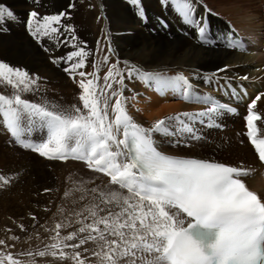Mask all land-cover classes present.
I'll return each mask as SVG.
<instances>
[{
    "label": "snow or ice",
    "instance_id": "6c2138e0",
    "mask_svg": "<svg viewBox=\"0 0 264 264\" xmlns=\"http://www.w3.org/2000/svg\"><path fill=\"white\" fill-rule=\"evenodd\" d=\"M128 2L146 22L141 0ZM160 3L162 7L172 6L185 24L194 26L202 44L210 43L203 18L195 16L193 0H160ZM72 7L70 4L69 8ZM68 15L62 11L39 17L38 12L32 11L28 14L26 30L39 41L41 37L60 34L63 28L72 40H77L74 29L62 25V19ZM16 19L11 10L0 4V32L8 31L6 22ZM159 22L167 27L165 21ZM226 46L245 50L244 42L238 39L230 40ZM72 48L66 56L51 57V61L66 65L62 70L81 90L79 106L64 108L22 98L20 93L38 90L35 86L40 78L0 62V85L15 90L11 95L0 93V116L16 142L48 160L82 161L108 178L107 191L90 190L97 194L93 198L99 200L84 216L90 222L77 221L81 226L63 237L59 231L63 225L57 224L56 235L52 237L55 243L46 245L45 250L23 253L33 257L28 264H35V256L49 255L59 260L70 259L73 264H91L83 254L89 249L82 247L89 242L95 244L90 253L95 264H264V198L245 183L254 170L242 164L230 166L214 160L168 155L158 149L156 141L159 136L174 141L173 146H179L181 141L189 146L188 141L203 139L197 123L218 128L219 117L238 114L237 110L211 94L200 93L183 74L167 76L137 66L124 71L112 64L101 87L95 72L82 70L89 55L85 47L73 44ZM107 61L105 56L104 62ZM226 69L227 66L218 69V73ZM125 77L152 86L160 94L171 92L205 108L179 112L145 128L127 111V101L134 97L123 94ZM203 80L218 91L230 95L236 92L231 78L224 77L222 83L213 77ZM114 83L121 88L114 89ZM262 96L264 93H259L247 105L244 120L245 135L264 164V138H258L256 123L262 117L254 111ZM33 132L39 134L38 142L28 138ZM0 182L9 183L2 176ZM102 212L106 214L100 215ZM0 245H5V241L0 240ZM68 248L72 249L71 253L65 251ZM0 264L22 262L12 253L0 251Z\"/></svg>",
    "mask_w": 264,
    "mask_h": 264
},
{
    "label": "bare ground",
    "instance_id": "6f19581e",
    "mask_svg": "<svg viewBox=\"0 0 264 264\" xmlns=\"http://www.w3.org/2000/svg\"><path fill=\"white\" fill-rule=\"evenodd\" d=\"M0 1L3 3V0ZM204 1H207L205 4L209 9L203 3ZM204 1L193 0V3L195 6L196 18L199 19L202 17L204 26L207 28V39L210 41L208 44H202L196 28L185 24L172 6L162 7L160 0H141V6L144 8L147 17L146 22L142 21L137 16L136 7L131 5L128 0H96L98 7L95 12L92 11L87 18L83 17V7L74 0H62L61 3L58 2V4H52L53 2L50 3L46 1L44 3L46 6L42 7L39 4H32V6L29 4L27 6L23 0H14V3L11 0H6L3 5H9L11 3L14 5L13 13L18 18V26L15 21L16 38L14 34L15 51L13 50V57L10 58V55H5L6 53L3 52V46L1 47L0 44V60L4 59L3 57H7L6 61L10 62L11 66L14 68L26 70L30 75L39 77L40 79L38 81H43V84L46 83L53 87V89L55 88L60 91L61 93L59 96H51L48 92L46 96H44L45 94L43 93L42 96H37L35 100L42 101V103L48 102L58 104L64 108H68L74 104L79 106L80 102L78 101V96L81 90L70 76L62 70L66 65L63 63L60 65L53 64L51 57L66 56L70 51L74 50L72 48L73 44L85 47V50L89 53L85 61L86 67L82 70L88 73L95 72L100 77L98 83L101 87L104 86V75L107 73L109 67L116 63L117 68L124 71H126L127 67L137 66L145 71L161 72L167 76L183 74L193 85L197 86V91L211 94L218 101L231 100L237 102L234 99L238 95L243 96L244 98L242 99L249 101L258 90L264 89V33L260 29L261 25L259 23L260 17L258 11H260L261 8L259 1L257 0L259 6L250 12L244 11L241 5V2L244 0ZM263 2L264 0L262 3ZM70 4H73L74 7L69 8ZM63 10L69 15L67 18L62 19V25L71 26V28L74 29L77 40H72L69 33H65L63 28H61L60 34H53L56 36L52 35L50 37H41L40 40L37 41L32 36H29V33L24 31V26L21 27V24L19 25V18L26 14V12L29 14L32 11H36L39 13V17H43L45 15L58 14ZM209 10H212V12ZM26 16H24V18ZM160 20L166 22V28L161 26ZM92 27L96 28V32ZM103 27L104 38H101L99 36L100 29ZM11 30L13 29L11 28ZM233 33L245 39L246 49L244 52H237L226 46V39ZM99 38L101 40L99 43L100 46L97 45ZM57 40L61 42L57 43ZM100 47H102V49H100ZM45 49H48V51H45ZM105 56L108 57L106 63L104 62ZM225 66H227L226 71L218 73V69L225 68ZM213 74L217 75L213 76ZM244 76H247L248 79H241V77ZM204 77L220 79L221 83L224 77L231 78L232 87L236 92L230 95L228 92L218 91L213 86L205 84L203 80ZM77 79L80 78L77 77ZM113 88L120 89L121 86L114 83ZM14 91L15 90L10 87L0 85V93L4 95H11ZM20 94L25 95V93ZM123 94L125 97H134V99H129L127 101V111L136 123L143 125L145 128L151 127L157 120L165 119L179 112H194L205 108V105L200 103H190L183 99V101H180L177 98L178 95H174L171 92L160 94L155 88L154 91H151L149 85L137 79H128L127 77L124 79ZM247 95L248 98H245ZM256 109L262 115V119L256 122L260 132L259 135L264 136V96L257 102ZM224 119L226 120L225 126H228L227 129H232H225V131L229 133L225 132V134H222L227 135V138L232 141L234 137L235 142L242 141L245 145V139L239 138L238 135H236V132L243 128L241 118L229 117ZM196 127L200 130L199 126L196 125ZM202 128L205 130L208 127L202 126ZM235 129L237 131L233 133ZM0 130H3L2 126H0ZM211 132L216 134L217 130H212ZM211 132L209 134H211ZM219 134H216V139L214 138L213 142L209 143V149L227 151L228 154L225 153L227 157H237L236 159L241 161H248L245 168L253 169L254 171L251 176L245 178V181L253 191H256L264 198V178L261 176L260 169L258 168L259 165L251 148L247 145L244 155L243 152L238 151L234 147L226 150V142L224 144L219 142L222 136ZM209 136L211 137V135ZM156 141L158 149L164 153L174 156L203 159L199 157V154L194 153V151L200 152V149L195 146V150L191 149L192 153H189L184 152L181 147H179H184V142L179 146H173L174 141L169 142L168 140H162L158 137H156ZM188 144L190 145L189 142ZM204 145L203 149H205L206 145L208 146V142ZM236 154L243 155L244 158ZM15 163V174L18 184L13 188V199L19 207H22L25 200L22 201L24 197L23 194H20V191L22 188L21 186L24 185H22L20 181L23 180V172L26 169H23L22 166L17 163L16 159ZM49 163L50 162H45L47 165H49ZM242 163L243 162H239L238 165L224 164L240 166ZM50 164L58 166L59 163L51 162ZM73 164L76 165L75 163ZM34 167H31L30 172H28V174L32 175L34 171L33 176L30 177L32 178L30 182L31 191H27V198L30 199L27 210L29 212L25 214L35 215V220L29 219L32 215L26 217V223L29 222L30 225L27 224L25 228L28 229L30 226H33V222L36 220L38 221L40 216H42V218H47V216L50 215V222L48 225L46 224L47 228L51 227L54 223L56 225L57 220L61 219V216L64 221L63 226L64 228L66 227L63 236L72 232L71 227H73V231L77 230L81 226L77 221H81L83 217L88 214L87 209L91 208V205L81 198L82 196L88 197V195L83 194L84 191L80 190L77 184L75 187L67 185L76 175H71L69 178H67L68 176L64 177L65 182L63 187H61L60 195L57 196L50 187V173L47 169H44L46 166L41 168H39V166ZM69 172V170H66L63 175ZM98 177L102 183H105V179L102 176ZM86 187L88 189V184H86ZM45 189H49L50 191L46 192ZM66 193H68V195H65ZM18 199L21 200L20 203H18ZM51 200H54L53 204L50 203ZM2 204L6 203L3 201ZM49 205L51 207H49ZM9 209L11 210V208H8V210ZM77 213H82L83 215H77ZM54 228L55 227L52 229ZM22 229L24 230V228ZM50 235L53 236L54 234L51 232ZM46 237L49 238V234L48 236L46 234ZM17 239L20 238L18 237ZM55 259L56 258L50 255L46 256V261L50 263L54 264ZM65 264L73 263L69 262V260L66 262L65 260Z\"/></svg>",
    "mask_w": 264,
    "mask_h": 264
},
{
    "label": "rangeland",
    "instance_id": "374dc122",
    "mask_svg": "<svg viewBox=\"0 0 264 264\" xmlns=\"http://www.w3.org/2000/svg\"><path fill=\"white\" fill-rule=\"evenodd\" d=\"M11 1H13V3H14V0H11ZM23 1L25 2V4L27 6L29 4L31 6H32V4H39L42 7V6H46L44 4L46 1H49L50 3L53 2L52 4H58V2L61 3L62 0H37V2H35V3L33 2V0H29V1L23 0ZM74 1L83 7V17L84 18H87L88 15H90L92 11L95 12V10L98 7L96 0H94V1L93 0L92 1L91 0H74ZM89 1H91V2H89ZM258 1H259L260 6H261L260 11H258V14L260 17L259 23L261 25L260 29L264 33V11H263L264 10V2L262 3L263 0H258ZM5 2H6V0H3V3H5ZM206 2L207 1H204L203 3L205 4ZM0 3H1V1H0ZM3 3H1V4L3 5ZM7 4H9V3H7ZM259 4L257 3V0H244L243 2H241V5H242L244 11L246 10V12H250V11L256 9L259 6ZM9 5H4V6L13 12L14 5L12 3ZM22 5H23V2H22ZM206 7L209 9V7L207 5H206ZM210 11L212 12V10H210ZM24 16H26V17L24 18ZM19 19H20L19 25L21 24L20 25L21 27L24 26L23 27L24 31H26V33H28V31L26 30V21L28 19L27 12H26V14L22 15L21 18H19ZM227 23H229V22H227ZM16 25L18 26V18L16 19ZM5 26L7 27L8 31L0 32V44H1V47L3 46V52L6 53L5 55L8 54V55H10L9 57L12 58L13 52L15 51V42H14V34H15V38H16L15 22L8 21V22H6ZM11 28L13 30H11ZM92 29L96 32L95 27H92ZM14 31H15V33H14ZM103 32H104V27L100 29V35L99 36L101 38H104ZM29 36H31V35L29 34ZM53 36H56V35H53ZM98 41H99V43L101 42L100 38L98 39ZM98 41H97V45L100 46V44H98ZM6 44H7V46H6ZM100 49H102V47H100ZM3 58H4V59H2L3 61L0 60V62H6L11 66L10 62L6 61L7 57H3ZM114 64H116V63H114ZM35 87L38 88V90L30 92L29 95H28V93L27 94L25 93V95L23 94L24 97L22 95V98L29 100L31 102L35 101L34 103H39V102L42 103V101L35 100V98L37 96H42L43 93L45 94L44 96H46L48 94V92L51 94V96H53V95L59 96V94L61 93L60 91L56 90L55 88L53 89V87H51L50 85H48L46 83L43 84V81H38L37 85ZM51 89H53V90H51ZM177 98H178V100L183 101L181 98H179V96H177ZM61 99H62V97H61ZM218 120H220L225 125V123H226L225 119H223V120L218 119ZM0 126L3 127V130L2 131L0 130L1 131L0 132V176L6 177L9 181V183H7V184L0 182V240H4L5 245L7 246L6 247L5 245H0V251L10 252L13 254L14 258L19 259L22 262V264H28L29 261L33 260V257L23 255V253H26V252L35 253L37 251L45 250L46 245H51V244L55 243V241L52 239V237L56 235V232H55V228L54 229H52V228L55 227L57 224H62V225L64 224L63 218L60 216L61 219L57 220L56 225L54 223V224H52L51 227H49L50 229L47 228V225L49 224L50 218H51L50 215H48L47 218H45V217L42 218V216H40V218L38 219L39 222L36 220V221H34L36 223L33 222V226H30L28 229L25 228V227H27L26 226L27 224L30 225L29 222L26 223L27 222L26 217H30L32 215L31 216L32 218L30 217L29 219L35 220V219H33V217H35V215H33V214L26 215L25 214V213L29 212L27 210H28V205L30 204V199L27 198V196H28V192L31 191L30 190V185H31L30 182H31L32 178H30V177L33 176V172H34V171L32 172V175L28 174V172H30L31 167L33 168L34 166H39V168H41V167L46 166L44 169H47L50 173V179H49L50 187H51L52 191L54 193H56L57 196L60 195L61 187H63V184L65 182L64 177L68 176L67 178H69V177H71V175H76L74 178H72L70 180L69 183H67V185L70 187H75V185L77 184V186L80 187V190L84 191L83 194L88 195V197L82 196L83 197L82 199L84 201L89 202V204L91 205L90 207L99 203L98 199L93 198L94 195H97V194L92 193L90 190L93 188H96V189H98V191L99 190L107 191L106 186L108 184V180L102 174H97V173H93V172L89 171L85 165H80L79 163H75L77 161L67 160L64 163L50 161V163L55 162V163L61 164V165L58 164V166L57 165H51L50 163H49V165L45 164V162H49V161L43 160V157L39 158L37 155H35L31 152L18 149L15 145H12L15 142V141L11 142L14 137H12L11 134L5 130V128L1 122V118H0ZM197 126H199V128H200V130L198 129L199 134L203 137V139L201 140V143H200V141H195V142L188 141L190 143V145L188 147L179 146V147H181V149L184 152L192 153L191 149L195 150V147H196V148L200 149V152L194 151V153L199 154V157H202L203 159H210V160H214L216 162H224L227 164H237V162L239 161V162H243L242 165L244 167H246V164L248 163V161H246V160L241 161L239 159H236L237 157L236 158L227 157L226 156L228 154L227 151H220V150L215 151L216 149L210 150L209 149V143L213 142V139L214 138L216 139L215 135L220 133L219 135H222V136L220 138L221 141H219V142L221 144H224L226 142L225 143L227 146L225 148L226 150H229L232 147H234L238 151L243 152V155L245 153L244 151H246L245 147L247 146V143L244 145V143L242 141L235 142L234 137H233V141H232L231 139L227 138L228 137L227 135L222 134V133L225 134V132H227L225 130L223 132H219L217 130V132H219V133L216 132V134L215 133L213 134V132H211L213 129L207 128L204 130L202 128V126H204V125H201L199 123H197ZM227 127L228 126L226 125V130L232 129V128L227 129ZM201 130H202V132H201ZM235 131H237V130L236 129L233 130V133H235ZM210 132H211V134H209ZM227 133H229V132H227ZM209 135H211V137ZM236 135H237V133H236ZM157 137L160 139L159 136H157ZM29 138L33 142H38L39 141V134L36 132H33ZM224 140H226V141H224ZM183 142L184 141H181V143H183ZM206 142H208V146L206 145L205 149H203V146H205L204 144H206ZM225 153H227V154H225ZM236 155L243 157V155H240V154L239 155L236 154ZM15 159L17 160V163H19L20 166H22L23 169H26L23 172L24 173L23 180L20 179L21 180L20 182L22 183V185H24V186H21L22 188L20 191V194H23V197H24V199L22 201L25 200L22 207H19V205L16 204L14 202V199H13V197H14L13 188L16 187V185L18 184L17 179H16V174H15L16 173ZM245 159H246V157H245ZM239 162H238V164H239ZM70 163H72V164H70ZM73 163H75L77 166L74 165ZM65 169L69 170L70 172L63 175V173L66 172ZM98 176H102L105 179V183L104 182L102 183ZM33 180H34V178H33ZM86 184H88V186H89L88 189L86 187ZM16 198H18V197H16ZM3 201L6 204H2ZM20 202H21V200L18 199V203H20ZM50 203L53 204L54 200H51ZM49 207H51V206L49 205ZM100 207L103 208V207H105V205H100ZM107 207H112V206L109 205ZM8 208H11V210L10 209L8 210ZM104 214H106V213H103V212L100 213V215H104ZM81 221H83L84 223L90 222L88 220H84V217ZM38 225H40V226H38ZM22 228H24V230ZM20 229L23 231H21ZM60 230H59L60 236L63 237L64 231L66 230V227L64 228V226H63ZM71 230L73 232V227H71ZM39 232H40V234H39ZM51 232H52V234H54L53 236L50 235ZM46 234H47V236L49 234L50 237L49 238L46 237ZM18 237L20 239H17ZM75 242H78V241H67V243H69V244L75 243ZM92 244H93L92 242H89L87 245L82 246V247H86L89 249V252L83 253V254L85 256H88L89 260L91 259V261H93V262H91V264H95V261H94L95 257H91V254H90L91 249L95 248L94 244L93 245ZM79 250L82 251V249H79ZM65 251L71 253L72 249L68 248V249H65ZM34 259H35V264H53V263L46 261V256L45 257L35 256ZM68 260H69V262H72L70 259H68ZM68 260H66V262H68ZM63 263L65 264V260H59L56 258L54 264H63ZM86 264H87V262H86Z\"/></svg>",
    "mask_w": 264,
    "mask_h": 264
}]
</instances>
